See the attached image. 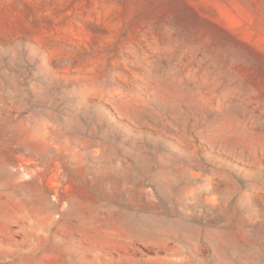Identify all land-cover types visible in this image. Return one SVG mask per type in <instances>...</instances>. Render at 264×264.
Listing matches in <instances>:
<instances>
[{"label":"rangeland","instance_id":"rangeland-1","mask_svg":"<svg viewBox=\"0 0 264 264\" xmlns=\"http://www.w3.org/2000/svg\"><path fill=\"white\" fill-rule=\"evenodd\" d=\"M0 264H264V0H0Z\"/></svg>","mask_w":264,"mask_h":264}]
</instances>
